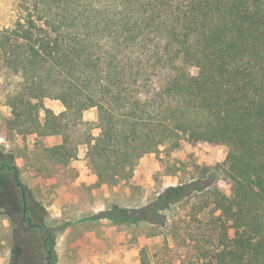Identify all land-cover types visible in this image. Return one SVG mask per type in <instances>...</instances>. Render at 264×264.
<instances>
[{"label":"trees","instance_id":"1","mask_svg":"<svg viewBox=\"0 0 264 264\" xmlns=\"http://www.w3.org/2000/svg\"><path fill=\"white\" fill-rule=\"evenodd\" d=\"M20 7L0 30V66L12 77L0 106H10L16 125L63 135L51 160L76 157L64 119L92 108L97 120L82 122L90 131L79 144L105 183L131 178L143 156L184 141L227 148L211 165L170 161L175 185L145 205L116 203L98 214L122 228L146 224L147 237L163 238L159 249L142 248L141 264H264V0H39ZM46 98L65 110L56 114ZM25 200L37 205L32 195ZM55 245L51 229V264Z\"/></svg>","mask_w":264,"mask_h":264},{"label":"rangeland","instance_id":"2","mask_svg":"<svg viewBox=\"0 0 264 264\" xmlns=\"http://www.w3.org/2000/svg\"><path fill=\"white\" fill-rule=\"evenodd\" d=\"M38 1L0 0V30L15 20L20 6L32 9ZM190 70L197 72L196 67ZM5 72L0 66V100L4 99L1 97L3 84L12 78L5 77ZM16 78L21 83L24 81L23 77ZM44 102L56 114L65 110L58 99L46 98ZM11 110L8 105L0 106V148L14 156L20 179L37 202L38 216H42H35V221L50 230L45 234L48 236L47 249L52 229L56 238L55 264H141L142 248L159 249L163 238L147 237L146 224L122 228L98 214L116 203L128 207L145 205L166 187L175 185L178 178L170 171V161L211 165L226 157L225 146L184 141L178 149L143 156L131 178L117 184L105 183L87 165V146L79 144L90 131V125L82 122L97 120L95 108L87 110L81 119L76 116L64 119L69 124L64 134L69 136L70 144L77 147L76 157L68 163L51 160V146L62 143L63 135L41 134V130H34L36 127L30 123L16 125ZM45 116V111L41 110L42 121ZM163 157L164 162L161 161ZM4 179L0 173V185ZM2 191L0 264H46L48 252L41 249L43 238L39 239L37 229L28 223L20 226L13 222L17 213L9 212L7 206L16 204L17 200L14 195ZM49 260L51 264V256Z\"/></svg>","mask_w":264,"mask_h":264},{"label":"flooded vegetation","instance_id":"3","mask_svg":"<svg viewBox=\"0 0 264 264\" xmlns=\"http://www.w3.org/2000/svg\"><path fill=\"white\" fill-rule=\"evenodd\" d=\"M4 170L7 171V180H1L0 185V194L5 192H9L10 194L14 195V197L17 200L16 204H10L7 206V210L9 212H15L17 213L14 223L16 225L22 226L25 223H28L31 228H36V235L43 238V242L41 244V249L44 252H48V256L45 260H47L46 264H50L49 257L51 256V248L48 247V237H45V234H47L49 231L47 227L39 222L35 221V216L38 217V209L35 205H33L29 200H25L28 195H31L30 192H28L26 186L20 179L19 171L18 169H15L12 165L8 164V159L5 156V154L0 150V173H2ZM34 212L35 216L29 215L30 212Z\"/></svg>","mask_w":264,"mask_h":264}]
</instances>
